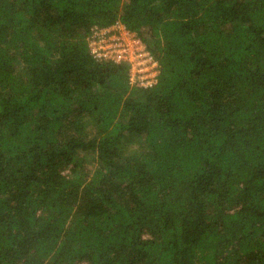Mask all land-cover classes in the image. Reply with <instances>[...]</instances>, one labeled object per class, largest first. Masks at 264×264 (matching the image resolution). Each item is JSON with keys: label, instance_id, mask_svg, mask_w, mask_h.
I'll list each match as a JSON object with an SVG mask.
<instances>
[{"label": "trees", "instance_id": "16d2710c", "mask_svg": "<svg viewBox=\"0 0 264 264\" xmlns=\"http://www.w3.org/2000/svg\"><path fill=\"white\" fill-rule=\"evenodd\" d=\"M0 264H264V0H0Z\"/></svg>", "mask_w": 264, "mask_h": 264}, {"label": "built area", "instance_id": "2783aa9c", "mask_svg": "<svg viewBox=\"0 0 264 264\" xmlns=\"http://www.w3.org/2000/svg\"><path fill=\"white\" fill-rule=\"evenodd\" d=\"M91 34L89 48L95 59L127 65L129 81L133 84L143 88L154 85L157 64L134 33L115 24L109 28L95 29Z\"/></svg>", "mask_w": 264, "mask_h": 264}]
</instances>
